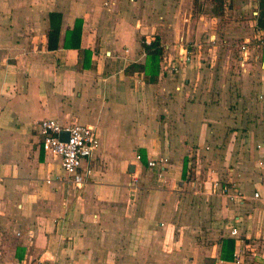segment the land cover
Listing matches in <instances>:
<instances>
[{
  "label": "crops",
  "instance_id": "1",
  "mask_svg": "<svg viewBox=\"0 0 264 264\" xmlns=\"http://www.w3.org/2000/svg\"><path fill=\"white\" fill-rule=\"evenodd\" d=\"M193 1L0 0V264H264L256 6L222 29L225 7L208 16ZM235 1L228 16L242 13ZM49 14L60 17L50 48ZM151 36L162 55L149 84L124 69L144 64L140 39ZM242 45L259 60L241 67ZM184 47L191 59L177 63ZM221 48L231 52L219 58ZM44 119L95 130L79 192L40 148ZM215 183L239 198L215 195Z\"/></svg>",
  "mask_w": 264,
  "mask_h": 264
},
{
  "label": "built area",
  "instance_id": "2",
  "mask_svg": "<svg viewBox=\"0 0 264 264\" xmlns=\"http://www.w3.org/2000/svg\"><path fill=\"white\" fill-rule=\"evenodd\" d=\"M148 42V40L146 41ZM254 47L260 52H264V39L259 37L254 40ZM238 51L241 54L240 66L244 67V64L248 63L251 59L258 61L259 57H248L250 49L249 47L242 45L238 47ZM248 51V52H247ZM191 59L189 50L184 47L181 48V55L177 58V63H188ZM37 135L40 139V148L43 153L49 154L59 160L61 172L63 174L62 181L66 186L72 188L76 192H79L84 183L85 175L89 174L87 168H82V165L90 159L92 154L98 147V140L95 135V130L92 126L69 124L67 126H61L54 120L44 119L37 123ZM65 134V139H60L59 136ZM139 160V156L135 157ZM165 163V160H163ZM147 167L154 168V162H147ZM213 188L218 193L215 195L225 197L229 199L239 198V196H233L227 193V189L215 183ZM253 199H261L257 193L253 194ZM231 235H235V230H231ZM234 262L239 263V255H233ZM47 264H57L55 262H49Z\"/></svg>",
  "mask_w": 264,
  "mask_h": 264
},
{
  "label": "trees",
  "instance_id": "3",
  "mask_svg": "<svg viewBox=\"0 0 264 264\" xmlns=\"http://www.w3.org/2000/svg\"><path fill=\"white\" fill-rule=\"evenodd\" d=\"M227 0H211L220 11L225 7ZM256 2V14L254 16L253 29L255 32H259L264 36V0H255ZM49 31L47 37V47L50 48V38L53 42L56 41L58 34V25L60 17L56 15L49 14ZM57 19V23L54 20ZM80 23L75 21L74 26L71 31L77 32L79 34ZM69 34H67L68 36ZM148 40V42H146ZM49 43V44H48ZM67 47L66 43L64 44ZM140 47L145 55V62L142 65H129L124 69L125 74H130L132 72L142 73L145 77V81L152 84L156 80L157 69L162 55V47L159 42V38L156 36H151L149 38L143 37L140 39ZM84 58L88 56V52L84 51ZM220 257L223 260L230 259L232 254V241L225 240L222 242Z\"/></svg>",
  "mask_w": 264,
  "mask_h": 264
},
{
  "label": "rangeland",
  "instance_id": "4",
  "mask_svg": "<svg viewBox=\"0 0 264 264\" xmlns=\"http://www.w3.org/2000/svg\"><path fill=\"white\" fill-rule=\"evenodd\" d=\"M231 1L232 0H230L229 2H227L225 4L226 5L225 9H224L225 10L224 11V16L225 17H223V19H222V24L224 26H220L219 25V27H222V29H225V27L227 28L228 26H225V25L227 23H230L231 21H233L235 24H236V22H240L242 24V22H246L247 21L246 18H245L246 16H248L250 19L253 17L250 14L249 15H243V14L246 11L249 12V13L251 11H253L252 6L253 5L256 6L255 0L254 1L252 0L253 4L250 2L251 0H240L239 3H237L236 1H238V0H236L235 2H233V5L237 6L238 10H241L242 13H240L239 15H230V16H228L227 15L228 11L229 12L232 11L230 9V2ZM193 2H194L192 4V6H193L192 8H193V11H194L193 13L201 12L204 15L211 16V13L212 14H219L221 12L219 9H217L216 5L211 2V0H194ZM249 2H250V4H249ZM246 3H248V8H246V5H245ZM243 7H245V11H244ZM237 8H235L234 10L238 11ZM255 9H256V7H255ZM255 9H254V11H255ZM231 26H234V25H231ZM233 39L234 38H230V40H229V38H228V40H226V42H225V46L227 45L226 47H228L229 49H232L235 46V43H237L239 41V40L234 41ZM230 41H232V42H230ZM228 42H230V43L228 44ZM221 50H222V52H218V57L219 58H221L224 55L225 56L228 55L225 51L231 52L230 50H227V48L226 49H222L221 48ZM145 264H172V260L170 259V257H162V258L159 257L157 259L150 258V259H146Z\"/></svg>",
  "mask_w": 264,
  "mask_h": 264
},
{
  "label": "water",
  "instance_id": "5",
  "mask_svg": "<svg viewBox=\"0 0 264 264\" xmlns=\"http://www.w3.org/2000/svg\"><path fill=\"white\" fill-rule=\"evenodd\" d=\"M65 137H66L65 134H61V135L59 136V138L62 139V140L65 139Z\"/></svg>",
  "mask_w": 264,
  "mask_h": 264
}]
</instances>
